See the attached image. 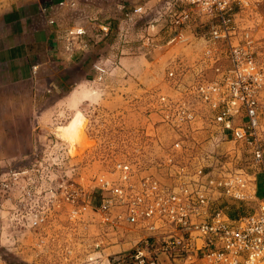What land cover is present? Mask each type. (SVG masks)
Segmentation results:
<instances>
[{"label":"built area","instance_id":"2783aa9c","mask_svg":"<svg viewBox=\"0 0 264 264\" xmlns=\"http://www.w3.org/2000/svg\"><path fill=\"white\" fill-rule=\"evenodd\" d=\"M263 2L166 1L169 44L184 42L186 32L195 37V16L207 17L202 60L210 66L212 78L186 86L175 72L169 73L176 94L168 100L164 96L158 108L160 126L171 134L161 156L165 179L117 163L112 172L96 175L87 184H61L71 220L93 212L103 228H127L132 240L114 254V264H264V197L256 185L257 178L264 177ZM141 11L135 8L126 15ZM111 30L109 24H100L99 36ZM87 38L86 29H72L65 37L66 52L87 50ZM94 69L102 81L106 70L99 63ZM191 98L205 107L212 122L213 135L207 140L211 147L202 146L206 157L201 163L197 154L184 153L199 118ZM214 134L220 136L218 142ZM158 141L163 144L161 138ZM39 173L43 171L36 167L6 171L2 191L6 195L19 177ZM38 188L34 184L25 192L37 201L32 207L35 225L45 221L39 218L45 208L37 209L38 200L51 202L58 195L54 187Z\"/></svg>","mask_w":264,"mask_h":264},{"label":"rangeland","instance_id":"374dc122","mask_svg":"<svg viewBox=\"0 0 264 264\" xmlns=\"http://www.w3.org/2000/svg\"><path fill=\"white\" fill-rule=\"evenodd\" d=\"M166 1L84 0L88 5L83 6L85 14L92 16L102 10L93 23L109 24L112 30L102 37L98 26L85 28L89 47L75 53L77 57L86 53L81 70L72 69L69 81H60L58 88L41 97L37 150L27 159L0 165V264H114V254L129 245L132 236L127 228H103L93 212L71 220L59 188L65 182L87 184L96 175L112 172L117 163L166 178L160 164L171 134L160 126L158 108L165 103L164 96L168 100L176 94L169 73L175 72L186 86L212 78L210 66L202 60L207 17L195 16V37L186 32L184 42L169 44ZM140 7V13L126 15ZM260 9L264 13V2ZM71 15H79V10ZM96 63L106 70L102 81L96 78ZM188 101L199 110V118L197 132L189 134L184 153L197 154L201 163L206 157L202 146L211 147L207 140L213 135L212 122L205 107L192 98ZM77 116L81 124L73 135L68 127ZM214 135L218 142L220 136ZM34 167L43 173L19 177L16 187L5 195L1 182L6 171ZM34 184L39 191L54 187L58 193L51 202L38 200L37 209L45 208L39 214L45 221L38 225L32 209L37 201L25 194ZM256 185L264 197V177L257 178Z\"/></svg>","mask_w":264,"mask_h":264},{"label":"crops","instance_id":"0c3cea01","mask_svg":"<svg viewBox=\"0 0 264 264\" xmlns=\"http://www.w3.org/2000/svg\"><path fill=\"white\" fill-rule=\"evenodd\" d=\"M83 6L84 0H0V165L34 154L41 97L81 70L86 53H67L65 35L92 26L102 11L89 16Z\"/></svg>","mask_w":264,"mask_h":264},{"label":"bare ground","instance_id":"6f19581e","mask_svg":"<svg viewBox=\"0 0 264 264\" xmlns=\"http://www.w3.org/2000/svg\"><path fill=\"white\" fill-rule=\"evenodd\" d=\"M80 115V114H79ZM80 116H82V115H80ZM80 116H77L76 117V119L74 120V121H72V123H71V126L70 127H68V130L74 135V133H76L77 132V129H78V126L81 124L80 123ZM67 130V129H66ZM69 132V133H70ZM79 135V134H78ZM76 137V136H75Z\"/></svg>","mask_w":264,"mask_h":264}]
</instances>
